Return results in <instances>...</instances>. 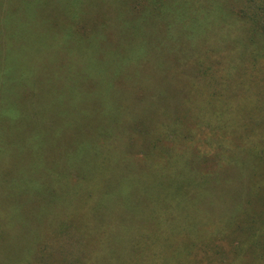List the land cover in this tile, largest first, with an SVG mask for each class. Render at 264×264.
Returning <instances> with one entry per match:
<instances>
[{"label":"rangeland","instance_id":"1","mask_svg":"<svg viewBox=\"0 0 264 264\" xmlns=\"http://www.w3.org/2000/svg\"><path fill=\"white\" fill-rule=\"evenodd\" d=\"M15 3L0 0V264H144L133 256L137 239L143 235L146 244L157 234L167 237L173 264H264L252 257L264 256V197L252 196L264 174V157L254 154L264 149V60L246 81L249 92L234 78L236 96L217 95L213 106H203L187 83L193 69L185 54L199 51V42L206 48L219 41L216 57L243 60L244 26L237 21L226 33L208 25L203 38L185 45L186 36L123 20L142 33L121 27L81 33L94 44L86 59L88 46L75 38L78 19L52 0ZM80 20L92 24L87 12ZM2 21L14 26L2 31ZM28 37L23 56L15 45ZM142 48L150 63L122 65L117 76L115 52L134 57ZM243 106L255 110L248 125ZM183 165L182 176L175 169ZM193 204L203 205L197 232L184 228L183 212L193 215ZM179 226L183 234H166ZM125 231L129 256H115ZM95 242L114 256L92 252ZM187 242L189 255L181 248ZM211 242L221 255L204 253ZM69 249L73 255L63 256Z\"/></svg>","mask_w":264,"mask_h":264},{"label":"trees","instance_id":"2","mask_svg":"<svg viewBox=\"0 0 264 264\" xmlns=\"http://www.w3.org/2000/svg\"><path fill=\"white\" fill-rule=\"evenodd\" d=\"M3 1H8V6L15 7V2L17 0ZM20 1H26L27 3H35V5L40 6L49 0ZM52 2V5L58 6L60 9H63L66 12L65 16L67 18L78 19L80 26L78 27V25L76 24L74 27L76 31L75 38L81 39L82 44L88 46L86 52L82 54L86 59H89L88 51L92 46H94V44H91L89 40L84 39L81 33H97V31L101 32L108 27L119 31L121 27L123 31L131 30L132 32L138 31V33H142L138 29V27L134 26V24H132L133 26L131 28H126L124 22V25L122 24L123 20L133 19L135 21V25L136 23H139L144 31L148 30V32L150 33L160 31L163 33H177L179 35L186 36V38L183 40L185 45L186 43L188 44L189 41H193L191 39L195 36L201 35V37L203 38L202 34L204 30L209 28L208 25H211L210 28H212V30H220V28H223L226 30V33H228L236 30L234 26L237 24L238 21V24L240 26H244L243 31L247 38V46L242 52L244 54L243 60H235V56L233 53L231 54V56H229V54H225V58H223L222 56L216 57L217 52L220 53L219 51H217L218 49L216 48L220 45L219 41L217 43L212 44V46L209 45V47L206 48L202 46V43L204 41H202L201 44L199 42V51H188L185 54L189 55L188 58L192 61L191 64L193 69V74H189L190 81H188L187 83L190 88L192 87L196 91L195 94L197 96L204 97L202 100L203 106H213L214 102L216 101L215 97L217 95L225 96L227 100L231 97H235L237 90L233 86L236 84L234 82V84H232L234 78L241 79V82L243 83L242 89L249 92V89L251 87L250 84H248L246 81L250 77V79H255L254 72L259 71L258 66L262 64L264 60V0H52ZM13 10V12H7L5 14V18L7 17L6 21L10 20V17L16 15V10ZM86 12L90 15L92 24L80 20L83 19V16ZM231 14L234 15L233 20H231L232 17L229 18V15ZM118 20L120 21V24L122 26H120ZM154 20H158L159 22H156ZM8 22L4 23L2 21V31L9 27L11 29V27L14 26L11 25L8 27ZM10 29H8L7 32H9ZM70 30H73V28ZM81 37H83V39ZM67 40L70 41L69 37H67ZM30 43L31 42L28 37L26 44L25 41H22L21 44L15 45V49H13L16 50L18 53L20 50L22 52V55L24 56L25 50L27 47H29ZM188 46L190 50H193V46H190V44ZM231 46L234 47L235 45L232 43L229 48ZM55 47L56 46L53 45V48ZM10 50H12V48H10L8 51L11 52ZM215 50L217 52H214ZM185 51H187V49ZM45 52L49 53V47L46 48ZM119 52V50L116 51V56H113L117 76V71L124 72L123 69H120L122 68V65L125 70L127 66H130L132 68L140 66L143 68L145 65L150 63L151 57L149 55V52L143 51V48L141 49L140 53L135 55L134 57L128 54L122 55ZM130 57H132L133 59ZM240 57L241 51L239 58ZM62 60L64 62L67 61L65 57H63ZM129 60L135 61L136 64L128 63ZM224 60H226V63ZM222 63H224V65H221ZM203 87L208 88L210 92H201V89ZM263 90H258L256 94H253L255 95V97L251 94V97L253 96L254 98H256L255 102L259 101L256 95L262 94ZM220 98L223 99V97ZM251 102H253V100H251ZM254 112L255 110L250 108V106H243L241 113H244L243 118L245 119V124L251 122V120L254 119ZM178 123L179 124L177 126H179L180 128V125H182V121L180 120L178 121ZM254 154L259 158H263L264 149L262 148L261 150L256 151ZM184 169L185 166L183 165L179 166L178 170L175 169V171H179V173H181L182 175L183 173H185ZM253 175H255V178H257V180L259 179V177L262 178L260 172H256ZM262 180L263 181L261 182L257 181L258 184L253 190V192L255 191V194H253L252 196H260L258 197V200H260L261 197H264V174ZM186 194L187 193L183 192L180 195L186 196ZM164 198L166 203L170 199L167 194H165ZM165 205L168 206L169 204ZM202 209L203 205L197 204L196 206H194L193 204V215L189 216L187 213L183 212L187 216L186 226L184 228H187L190 232H197L199 230L200 227L196 226H199V223L203 220H199L201 218V215H204L203 213L201 214V212H199L202 211ZM237 219L238 221H241L238 216ZM165 221H168L167 218ZM158 223L159 222L157 221V224ZM184 228L182 226H179V228L177 227L176 230H166V234L175 231H177V233L183 234L182 230L184 231ZM74 231L77 233L76 227L73 228V232ZM86 233V230H82V232L79 234L80 239H83L85 242V236H87ZM126 233V231L123 233V236L126 238L125 240H122L119 237L116 238L117 243H114L116 251H114L113 253L115 254V256H129L126 253V250L128 244H130V239L129 233L128 236L126 235ZM158 237L161 238L159 234H157V236L150 238V240L146 244H143L142 240L144 236L141 235L136 242V245L140 246L138 250H133V256H140V259L145 261L144 264H173L171 260L166 258V256H174L172 252H168V249H170L171 245L168 244V246H166L167 244L165 239H167V237H163L162 240H159ZM88 241L91 245L94 240L88 239ZM183 245L184 246L181 248L184 252H186L185 254H191V250H193L192 243L187 242ZM245 245L246 247L248 246L247 244ZM187 246L190 247L188 248ZM260 247L262 251H260L259 254L264 255V245H260ZM70 249L74 248L71 247ZM70 249L64 252L63 256H72L74 252L70 251ZM91 250L92 252H99V255L114 256L104 246H100V244L98 245L96 242L93 244ZM221 251L222 250L220 246L211 242L210 247L208 246V248L204 250V253L208 254L209 257H213L215 254L221 255ZM86 253V251H83L84 256H86ZM238 254L244 255V251L236 253L235 256H239ZM150 256L153 257L152 259L148 260ZM158 256L163 257L160 258L162 263L158 261ZM179 257L182 258L183 256ZM252 257L258 260L261 259V262L264 261V256L257 255ZM147 261L150 262L148 263ZM180 264L188 263L181 262Z\"/></svg>","mask_w":264,"mask_h":264}]
</instances>
